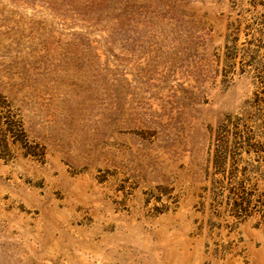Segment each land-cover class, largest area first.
<instances>
[{
	"label": "rangeland",
	"instance_id": "374dc122",
	"mask_svg": "<svg viewBox=\"0 0 264 264\" xmlns=\"http://www.w3.org/2000/svg\"><path fill=\"white\" fill-rule=\"evenodd\" d=\"M0 264H264V0H0Z\"/></svg>",
	"mask_w": 264,
	"mask_h": 264
}]
</instances>
